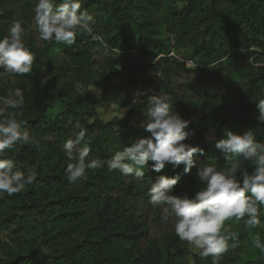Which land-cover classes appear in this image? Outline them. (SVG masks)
<instances>
[{"label":"trees","instance_id":"obj_1","mask_svg":"<svg viewBox=\"0 0 264 264\" xmlns=\"http://www.w3.org/2000/svg\"><path fill=\"white\" fill-rule=\"evenodd\" d=\"M60 2L61 0H57V3ZM215 2L216 0H207V6H198L195 9L190 4L188 8L176 11V15H172L171 18L174 25L184 26L186 24L190 27L188 29H196L194 35L198 37L205 50L204 66L211 65L217 60L221 62V59L227 57L226 64L227 62L230 66L235 64L236 70L243 71L242 83L238 82L232 73L223 78V82H220L224 86L222 92L200 89L191 84V95L189 93L183 95L177 104H172L169 101L173 113L190 121L186 129L190 135L185 143H190L193 146L198 145L204 149L202 155L199 153L194 155L196 164L188 173L184 172L183 164L173 167L171 163H166L160 172H155L151 167L152 161H149L144 168L142 178H136L133 175L125 176L119 170H108L106 161L116 151H122L135 139L147 138L151 135L140 125L145 122V118H148V108L150 107L148 97L157 91L159 83L153 78L144 79L143 76H138L139 72L135 70L132 72L118 70L114 64L108 70L98 74L95 68L97 59H95L92 49L102 43L93 40V33L85 32L84 34L85 38L93 40L88 42L89 46L79 50L73 48L64 50L63 53L73 65L74 72V77L67 85L69 90L79 93L93 83V78L99 75L98 79L104 88L103 95L111 100L114 99L125 108L126 118L104 122L95 114H91L95 117L91 122L84 114L77 115V112H69L68 117L58 118L50 124L42 122V119H37L34 125L28 126L29 131L40 135L41 138H38L42 139L44 143H51L55 146L54 152L50 155L57 154L58 150L63 149L65 142L69 138L74 139V133L83 127L87 131L86 139L90 140V153L87 160L105 161L102 167L87 170L95 174L97 190L86 198V206L103 221L101 231L105 235L100 240L90 241L82 250H79V252H86L90 248H94L92 251H102V264H127L130 259L142 261L146 258V238L151 225L148 213L154 210L155 213L161 212L159 207L154 208L149 203V188L159 176H179L173 194L184 195L187 192H197L203 187L197 176L201 167L208 164H215L218 168L231 166L232 158H226L222 151L215 147L218 140L226 138L227 131L243 134L250 129L254 132L257 141L264 142V122L257 119L259 111L256 107V102L264 98V0H230V6L216 13L215 18H219V20L205 14L207 7H212ZM81 4V10H87L97 21L92 27L96 30L99 25L102 26L98 31L104 32L105 45L119 50L134 45L132 39L127 37L130 33L128 32L130 22L124 18V15L136 7V12L133 13L134 22H132L136 35H139L140 41L145 43V47H148L146 49L153 51L160 47L162 51L161 42L159 43L154 36L150 35L155 32L162 19L167 20L171 16V12H168L163 18L161 17V0H81ZM233 8L242 11L243 15L229 16L228 12ZM8 16L0 14V38L8 34L13 23L12 20H8ZM221 22L225 25L223 28L220 27ZM22 27L24 28L25 46L35 57L33 63H36L38 67L60 68L57 66L58 60L48 53L57 43L55 41H37L36 33L38 31L35 21L32 27H27V24H23ZM174 31L182 33L177 29ZM238 49H244V53H241L239 59H237V54L233 53ZM148 50L145 51V54L152 62L155 60L156 54L149 55ZM251 58H254L252 66L249 62ZM237 60H239V64H237ZM165 62V57H162L156 63L151 64L156 68L162 66V75L168 78L172 75H180ZM179 66L181 70L186 69L184 64H179ZM204 66L198 67L197 71L200 69L212 77V70L204 68ZM254 68L255 70H253ZM175 70L180 72L179 68ZM121 77L125 79L123 82L119 81ZM39 84L37 78L31 74L2 77L0 78V96H6L10 90L20 88L25 99L35 100ZM168 88L170 87H166V89ZM139 91H143L144 95H138ZM168 91L170 90L168 89ZM175 99H177L176 95ZM197 101L203 105L206 111L205 115L198 113L194 106ZM216 110L221 111L222 114L211 117ZM232 113L238 115L234 116ZM210 119L215 122L216 126V138L213 142L206 140L205 123ZM5 154L14 160L16 170H20L25 176L34 173V165L21 164L20 158L15 154L13 148L6 149ZM19 156L22 159L24 157L22 153ZM240 165L241 169L246 168L249 172L255 167L252 162L246 160H241ZM71 183L79 185L82 183V179L79 178L75 182L69 181L63 171L50 180L48 178L46 180L39 179L36 176L35 181L31 185H26L20 193L11 196L6 192L0 193V246L7 240L15 241L23 237L22 239L29 241L33 247V250L28 252L9 254L0 259V264H58L56 258L47 255L41 249L46 228L42 232L41 223L30 211L28 199L32 195L38 194L36 190H40L44 186L51 187L55 184L69 185ZM114 198L115 201H112ZM64 203L47 202L40 212L47 214L49 211L58 210ZM247 218L245 216L237 220L233 217L226 220L225 223L245 228L248 227L245 224ZM40 219L43 221L44 216H41ZM176 235L174 232L163 233L161 242L166 244L167 248L162 253H168V255L167 257L161 256L159 264H170V255L175 253L171 251L172 240ZM246 238L247 236L242 233L238 235L235 242L229 240L228 245L231 244L235 248L234 250L240 251L241 248L244 249ZM261 251L264 256V248H261ZM79 252H74L75 264L81 260L79 256H76ZM175 254L185 255L182 249ZM226 258L230 264H258L261 261L260 258L245 257L242 253H228ZM80 264L86 263L80 262Z\"/></svg>","mask_w":264,"mask_h":264},{"label":"rangeland","instance_id":"obj_2","mask_svg":"<svg viewBox=\"0 0 264 264\" xmlns=\"http://www.w3.org/2000/svg\"><path fill=\"white\" fill-rule=\"evenodd\" d=\"M37 0H0V14L7 15L10 13L8 20L20 21L21 24H27V27H32L34 22V5ZM162 10L160 12L161 17L165 16L168 12H171V16L167 20L160 21L155 32L152 36L160 43V47L152 50H148L145 47V43L140 41V36L136 35L132 22H134V14L136 7L131 12L125 13L124 18L130 22L128 27L129 35L132 39L133 47H127L124 50L117 48H109L105 45L106 39L103 31H98L102 26L99 25L96 30L92 27L93 40L102 43L100 46L94 47L93 54L97 62L95 64L96 72L98 74L105 70H108L112 64L116 66L118 70H127L128 72L136 71L139 72L138 76L144 77V79L153 78L159 83V88L153 94H166L170 98L172 104H177L179 99L191 91V84L197 88L211 89L213 91L222 92L224 86L220 82L226 78L227 75L232 73L238 82H241L243 78V71L236 70L235 64L230 66L227 61V57L221 59V62L211 63V65H205L203 60L204 47L201 45L200 40L194 35V30L188 29V25L180 26L172 23V15H176L175 12L188 8L190 4L193 8L198 6H207V0H161ZM227 6H230V0H216L212 7H207L205 14L216 16L218 11L224 10ZM191 8V9H193ZM222 10V11H223ZM130 11V10H129ZM229 16L239 17L243 15L242 11L233 8L229 10ZM219 20V18H215ZM209 20V19H208ZM97 21L95 20V23ZM224 23H220V27H224ZM180 30L182 33H177L174 30ZM95 30V31H94ZM185 30V31H184ZM85 32L79 31L76 36L75 44L68 46L63 43L55 44L48 51L51 56H54L58 60L57 66L53 67H38L37 64L33 63L32 71L28 74L35 76L40 83L37 97L35 100H28L24 98V105L22 109H9L17 113V119L26 121L24 127L29 131L28 126L34 125L36 120L42 119V122H53L58 118H66L69 112H77L78 114H84L90 120L93 121L95 117L91 114H95L96 117L100 118L104 122H108L114 119H125L126 110L119 103L111 100L103 95V86L97 77L93 78V83L88 85L84 90L75 92L69 90L68 83L74 77L73 65L65 57L64 50L66 48H73L79 50L89 46V41L84 37ZM95 37V38H94ZM36 40L38 39V33H36ZM149 41V40H148ZM148 50V54L155 55L156 58L151 62L145 54ZM237 59L240 58L241 53H244V49H238L236 52ZM165 57L167 66H170L172 70L178 72L180 75H172L170 78L162 75V66L156 68L155 65L160 58ZM239 64V60H237ZM250 64L254 62V58L249 60ZM152 63V64H151ZM179 64H184L186 69L181 70ZM221 64V65H220ZM253 64H251L252 66ZM210 68L212 70V77L197 71L198 67ZM176 68L180 69L175 70ZM170 69V71H172ZM196 70V72H195ZM255 70V68L253 69ZM224 76V77H223ZM125 79L121 77L120 82ZM244 80V79H243ZM242 80V81H243ZM96 86L102 90V96L99 100L95 97L94 93L87 91V89ZM168 88L170 91H168ZM69 90V92H68ZM140 92V91H139ZM175 93V94H174ZM152 94V95H153ZM139 95V94H138ZM175 95L177 99H175ZM197 111L200 115H205L206 111L200 101L194 103ZM222 112L216 110L213 112V116L221 115ZM237 116L238 114L232 113ZM148 118H145V121ZM38 122V121H37ZM207 129L206 140L213 142L216 138L215 122L210 119L209 122L205 123ZM30 128V127H29ZM249 130V129H248ZM30 132V141L28 143L18 142L14 147L15 154L20 158V162L23 165L33 166V171L39 179L53 178L58 173L65 170L69 161L67 160L66 154L63 149L58 150L57 154H51L54 152L55 146L51 143H44L39 139L40 135L35 132ZM254 133V132H253ZM255 136V134H254ZM41 138V137H40ZM27 146V147H26ZM23 154V159L19 154ZM50 155V156H48ZM82 183L74 185L55 184L51 187L44 186L40 190H36L38 194H34L28 199L30 211L35 214L38 222L41 223V230L46 235L42 239L41 249L47 255H51L56 258L58 264H75L73 255L74 252L82 250L90 241L100 240L105 233L101 231L103 221L100 220L88 206H86V198L89 194L94 193L97 188L96 176L93 172H86V176L82 177ZM46 185V184H45ZM196 192H187L189 196L194 195ZM180 195L181 194H175ZM74 200V201H73ZM59 203L65 202L58 210L49 211L47 214L40 212L43 210V206L47 202ZM73 201V203H72ZM115 201V198L112 199ZM160 214V217H158ZM150 218V230L149 235L146 238V258L142 261L130 259L127 264H159V258L167 257L168 253L164 250L167 248L166 244L162 241L163 233L174 232V226L172 220L164 221L161 219V212L155 213V210L148 213ZM44 216V220L41 221L40 217ZM260 225L255 228L245 227L242 228L233 226L230 223H225V227L230 226L231 231H235L240 234L247 236L244 249L234 250L235 248L229 244L228 250L221 254L220 264H230L226 258L228 253H242L245 257L249 258H260L258 264H264V256L261 248H256L252 244V236L258 233L261 238V244L264 245V206L260 208ZM23 238V237H22ZM18 240H7L3 245L0 246V259L5 258L9 254H17L19 252H28L33 250L29 241L24 239ZM47 238V240H46ZM165 245V246H163ZM92 247V246H90ZM94 248L86 252H79L76 256L81 258V263L86 264H102L103 252L99 250L92 251ZM184 251L185 255H176L179 250ZM171 251L175 252L174 255H170V264H212L211 256L204 257L200 254V250L196 249L193 245L188 244L186 241H181L176 235L172 240ZM80 262L78 264H80Z\"/></svg>","mask_w":264,"mask_h":264},{"label":"clouds","instance_id":"obj_3","mask_svg":"<svg viewBox=\"0 0 264 264\" xmlns=\"http://www.w3.org/2000/svg\"><path fill=\"white\" fill-rule=\"evenodd\" d=\"M81 0H37L34 5V21L40 41L63 43L71 46L76 42L79 31L92 33L95 18L87 10H81ZM24 28L20 21H14L7 35L0 38V78L32 71L35 59L25 46ZM95 38V37H94ZM79 88L80 85L78 84ZM97 100L102 90L96 86L87 89ZM139 95H144L141 91ZM170 98L166 94H153L148 97V119L141 127L151 135L135 139L122 151H116L106 161L109 171L119 170L125 176L136 178L144 176V168L152 161V170L160 172L166 163L173 167L184 165L188 173L196 161L194 155L203 154L204 149L185 143L190 133L186 131L190 121L171 111ZM24 95L20 88L10 90L0 96V193L9 196L20 193L26 185H31L35 173L27 176L16 170L14 160L5 154L18 142L28 143L30 132L24 127L26 121L18 120L17 113L9 109H22ZM259 111L257 119L264 122V98L256 102ZM87 131L80 127L69 138L63 151L69 163L65 174L69 181L75 182L85 177L89 169L103 166L105 161L87 160L90 153V140ZM215 147L226 158L231 157L230 167L218 168L215 164L201 167L197 176L203 187L191 197L173 194L179 176H159L149 188V203L161 209V219L172 220L175 233L181 241H186L200 250L204 257L211 256L212 264H220L221 254L228 250V241L235 242L238 233L225 227L224 222L235 217L240 220L247 216L246 226L260 225V208L264 206V142L257 141L252 130L243 134L226 132V138L216 142ZM252 162L255 167L249 172L241 169L240 161ZM252 244L264 248L258 233L253 234ZM233 246H235L233 244Z\"/></svg>","mask_w":264,"mask_h":264}]
</instances>
